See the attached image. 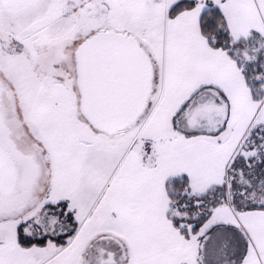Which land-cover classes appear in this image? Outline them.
<instances>
[{"label":"snow or ice","instance_id":"snow-or-ice-1","mask_svg":"<svg viewBox=\"0 0 264 264\" xmlns=\"http://www.w3.org/2000/svg\"><path fill=\"white\" fill-rule=\"evenodd\" d=\"M0 264H264V0H0Z\"/></svg>","mask_w":264,"mask_h":264}]
</instances>
